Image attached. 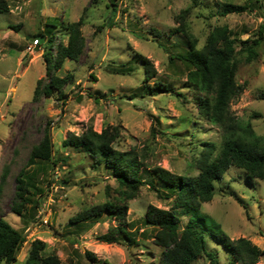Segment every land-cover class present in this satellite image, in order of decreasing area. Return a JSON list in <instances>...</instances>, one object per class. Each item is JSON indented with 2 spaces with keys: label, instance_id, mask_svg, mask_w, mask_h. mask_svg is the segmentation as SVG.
I'll use <instances>...</instances> for the list:
<instances>
[{
  "label": "rangeland",
  "instance_id": "374dc122",
  "mask_svg": "<svg viewBox=\"0 0 264 264\" xmlns=\"http://www.w3.org/2000/svg\"><path fill=\"white\" fill-rule=\"evenodd\" d=\"M6 1L9 11L0 14V219L25 237L14 264H26L37 239L47 244V254L58 255L61 264H158L162 250L154 244L155 231L144 221L149 206L170 209L172 200H161L149 186H143L129 202L125 223L139 244L98 241L97 237L122 222L107 214L79 224L71 219L85 209L114 201L117 183L110 170H95L89 158L64 148L63 142L71 133L81 135L90 127L101 132L118 126L116 149L145 153L151 169L162 167L177 175L197 176L199 171L192 164L204 149L203 143L220 146L221 138L218 128L200 115L199 93L187 83L189 67L178 56L189 53L192 44L202 49L211 32L221 26H227L237 40L255 39L264 24V0ZM226 3L250 7L241 14L220 16ZM80 20L82 53L48 74L43 57L47 46L56 55L59 42L68 43L64 26ZM40 31L44 38L38 36ZM50 38L53 46L47 43ZM36 39L39 44L31 48ZM258 53L251 63L238 56L242 62L237 82L245 89L231 110L264 138V100L260 98L264 93V41ZM138 56L151 62L152 78L145 79ZM51 76L71 77L61 90L66 96L54 91L51 97L41 95L35 101L38 82L43 87ZM157 82L165 83L170 92L150 95L149 87ZM47 132L60 162L45 173L38 172L43 193L35 198L41 204L36 221L28 222L11 211L16 179L23 170L29 175L37 170L27 163L33 147ZM246 176L245 171L231 167L215 182L213 198L201 210L209 224H220L230 239L246 238L259 247L263 255L257 264H264V181L249 182ZM186 222L182 218L183 226ZM208 249L217 254L220 264L230 263L224 247L209 241ZM195 264L210 261L204 255Z\"/></svg>",
  "mask_w": 264,
  "mask_h": 264
},
{
  "label": "trees",
  "instance_id": "16d2710c",
  "mask_svg": "<svg viewBox=\"0 0 264 264\" xmlns=\"http://www.w3.org/2000/svg\"><path fill=\"white\" fill-rule=\"evenodd\" d=\"M249 7L250 4L226 3L219 15L241 14L249 10ZM8 11V2L0 0V14ZM82 25L80 20L64 26L68 43L60 41L56 55L47 46L43 57L47 62L48 74L51 69L60 70L66 60L74 61L82 53ZM38 36L44 38L45 33L40 31ZM51 38L47 43L53 46ZM263 41L264 24L259 27L255 39L250 41L237 40L227 26H221L211 32L202 49H197L192 44L189 53L178 56L189 67L187 83L199 93L197 108L200 115L218 128L221 138L220 146L214 142L203 143L204 149L192 164L199 171L197 176L177 175L162 167L151 169L145 153L140 155L135 150L116 149L115 143L120 138L118 126H108L101 132L90 127L81 135L71 133L63 142V147L89 158L95 170H110L117 183V197L114 201L85 209L72 218L71 222L79 224L98 220L107 214L122 223L110 228L106 234L97 237V240L105 244L138 245L137 237L127 230L125 223L129 202L138 197L143 186H149L161 200H172L170 209L149 206L144 221L145 225L155 231L154 244L162 250L158 264H195L204 255L209 258L210 264H220L217 254L208 249L209 241L228 251L231 258L229 264H257L263 255L259 247L246 238L230 239L220 224L215 221L209 224V218L202 212L201 207L212 200L215 182L221 180L231 167L245 171L249 182L264 181V138L255 133L251 124L240 122L231 110L232 103L245 89L244 85L237 82V73L242 62L238 56H245V62L251 63L258 58V47ZM138 57L144 64L147 74L145 79L152 78L155 71L151 62L144 57ZM70 80L71 77L51 76L50 82L43 87H40L42 81H39L34 91V100L41 95L51 97L54 91L61 92V96L65 97L61 90ZM170 90L165 83L157 82L154 87H149V94L155 96ZM260 98L264 100V93ZM58 162L60 160L53 154L51 137L47 132L41 142L33 147L27 163L37 170L30 175L23 170L16 179L17 201L15 199L12 204V213L25 216L28 222L36 221V211L41 203L35 197L43 193L40 181L37 180L38 172L45 173ZM107 189L110 190V187ZM30 205L32 207L27 209ZM184 217L187 222L183 226ZM24 242L23 234L1 218L0 264H14ZM86 256L94 260L92 253L86 252ZM26 264H61V261L57 254H47V244L37 239L31 244Z\"/></svg>",
  "mask_w": 264,
  "mask_h": 264
},
{
  "label": "built area",
  "instance_id": "2783aa9c",
  "mask_svg": "<svg viewBox=\"0 0 264 264\" xmlns=\"http://www.w3.org/2000/svg\"><path fill=\"white\" fill-rule=\"evenodd\" d=\"M39 44V40L38 39H36L35 41H34V45L33 46H31V48L32 47H35V46H37Z\"/></svg>",
  "mask_w": 264,
  "mask_h": 264
}]
</instances>
